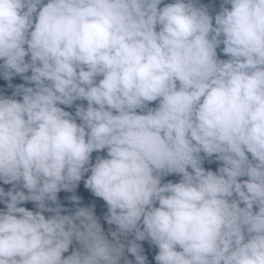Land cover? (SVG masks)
Listing matches in <instances>:
<instances>
[{
  "label": "clouds",
  "instance_id": "clouds-1",
  "mask_svg": "<svg viewBox=\"0 0 264 264\" xmlns=\"http://www.w3.org/2000/svg\"><path fill=\"white\" fill-rule=\"evenodd\" d=\"M161 4L0 0V264H264V0Z\"/></svg>",
  "mask_w": 264,
  "mask_h": 264
},
{
  "label": "trees",
  "instance_id": "trees-1",
  "mask_svg": "<svg viewBox=\"0 0 264 264\" xmlns=\"http://www.w3.org/2000/svg\"><path fill=\"white\" fill-rule=\"evenodd\" d=\"M45 2H47V0H45ZM174 0H164V4L167 3H173ZM199 5L205 6L207 7L210 15H212L213 17L219 12L221 5L223 4V0H198ZM164 4H161L159 7H163ZM230 7V6H228ZM223 48V45L220 46V48L217 49V55L219 59H228L227 56H225L221 49ZM29 58L26 57V60H28ZM2 63V62H0ZM28 75H30V72L28 73ZM9 84H11L12 86L9 87ZM24 84L25 87L28 86H33V85H28L20 76H14L12 78L11 81H6L3 79L2 76H0V95L6 96V97H10L12 96L13 92L15 91L16 86ZM16 99L20 100L22 99L21 97H16ZM76 103L78 104H83L85 107L87 106V102L86 101H77ZM158 102H153L152 104H150V107H155L157 105ZM63 107V106H62ZM66 111H69L71 113H75V107L72 108H65ZM79 123V121H77ZM100 155V156H104L106 157L107 153L106 150L100 153H96L94 152L92 154V163H95V159L96 156ZM250 156V154H249ZM222 166L221 162L216 161L215 157H211V158H207L204 160L203 163V167L206 170H211V171H217L218 168ZM90 175L89 173L85 174L84 179H87V176ZM167 179L169 181H172L174 183H177L180 181L181 177L178 175H169L166 176ZM84 179H82L79 182L78 187L74 190V191H61L57 194L58 196V202L61 205V207L64 209V211H62V215H71L74 214L76 208L78 207H88V208H93L95 215L99 218L100 223L102 225V227L104 228L105 233H107L109 231V229L111 228V230H115V226H110L106 223V221L104 220V216L107 213V205L106 203L101 199V198H97L95 197L90 190H88L87 188L84 187ZM0 187H3L5 189V191H8L12 188V185L10 184H3L2 181H0ZM76 196L79 198V202L78 203H74L71 200V197ZM23 207H25L28 210L31 211H36V205L33 202H27L23 205H21ZM52 207H55V205H51ZM5 209V205L3 203H0V210H4ZM54 213H44V215L46 216V218L50 215H53ZM129 239H132V237H129ZM138 243L141 244L142 248H143V255H145L147 257V264H155V261H153L149 255L148 252V247L146 244V241H139ZM78 247V245L74 244L72 245V247H70L69 252L65 253V256L71 254V251L73 250V248ZM125 255L127 256V258L129 260L133 261V264H135V260L134 257H132L130 254H128L127 252L125 253ZM123 264V262H122Z\"/></svg>",
  "mask_w": 264,
  "mask_h": 264
},
{
  "label": "rangeland",
  "instance_id": "rangeland-1",
  "mask_svg": "<svg viewBox=\"0 0 264 264\" xmlns=\"http://www.w3.org/2000/svg\"><path fill=\"white\" fill-rule=\"evenodd\" d=\"M169 180L167 179V177H164L163 178V183H167ZM146 241V244H147V247H148V252H149V255H150V257H151V259L153 260V261H155L154 260V257H155V255L157 254V252H158V249L154 246V245H152L151 243H150V241H147V240H145Z\"/></svg>",
  "mask_w": 264,
  "mask_h": 264
}]
</instances>
